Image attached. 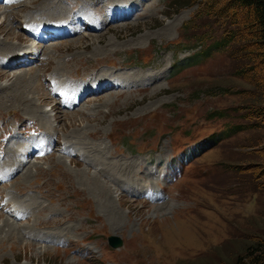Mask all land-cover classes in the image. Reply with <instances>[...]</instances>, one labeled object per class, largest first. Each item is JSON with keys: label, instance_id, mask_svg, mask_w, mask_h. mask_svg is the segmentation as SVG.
Returning <instances> with one entry per match:
<instances>
[{"label": "rangeland", "instance_id": "374dc122", "mask_svg": "<svg viewBox=\"0 0 264 264\" xmlns=\"http://www.w3.org/2000/svg\"><path fill=\"white\" fill-rule=\"evenodd\" d=\"M121 1L0 0V25L7 16L9 24L3 28L20 35L15 40L0 32V52L7 49L0 53V87L14 74L38 73L43 97L52 92L43 107L52 114L59 83L50 75L60 65L66 75L76 77L61 76L68 79L67 94L80 75L92 78L112 64L117 68L111 69L125 72L164 70L160 84L144 91L85 92L87 99L72 123L62 118L74 108L67 101L62 107L66 111L55 121L60 134L51 137L53 146L47 152L41 149L47 142L41 134L46 128L21 112H27L23 107L31 98L24 102L2 95L0 159L6 158L13 142L24 146L17 160L9 161L12 166L0 168V239L6 233L2 223L7 215L22 228L35 229L32 238L18 234L6 245L0 241V264H237L241 251L264 234V64L247 41L244 10L228 0H131L132 6L116 16L119 11L113 3ZM61 4L76 19L80 14L74 35L67 21L70 30L51 25L66 15L43 11ZM89 4L93 7L88 10ZM101 16L107 23L98 28ZM169 23H175L172 34H159ZM33 34L37 41L48 34L56 36L33 48L30 60H21L23 53L16 54L14 47L31 43ZM89 35H99V44L63 47ZM10 55L21 63L8 60ZM137 123L144 127L137 130ZM74 132L80 135V147L65 149L64 137ZM31 139L39 143L25 167L18 169L17 161L26 158ZM85 140L95 153L103 145L110 158L136 161L135 173L143 178L139 183H119L113 176L108 185L114 197L120 194L114 202L120 219L110 222L100 212L97 199L102 198L89 194L92 180L82 184L84 172L89 177L97 172L88 169ZM32 164L43 167L26 180L24 170ZM18 194V205L35 199L42 208H25L24 216L10 213L18 206L3 205ZM58 229L65 230L63 237L37 235ZM112 235L123 243L111 245ZM42 245L51 250L42 253Z\"/></svg>", "mask_w": 264, "mask_h": 264}, {"label": "bare ground", "instance_id": "6f19581e", "mask_svg": "<svg viewBox=\"0 0 264 264\" xmlns=\"http://www.w3.org/2000/svg\"><path fill=\"white\" fill-rule=\"evenodd\" d=\"M132 3H133V1H131V0H124V1H121V2H114L113 3V5H115L114 7H117V11H119V12H115V13H118V14H116V16L117 15H121L125 11L123 8L124 7H128V5L132 6ZM92 7L93 6L91 4H89L88 6H86V9L89 10ZM43 9H44L43 11H44L45 14L46 13H48V14H56L57 16L66 15V17H67L66 19H64V20L61 19V20L55 22V23H58V24H51V25H54V26L59 25V27H64L65 26L67 29H69L68 24L65 23V21H67L69 24H71L70 25V29L72 30V32H71L72 35H74L78 31L77 28H76L77 26H75V25L76 24L79 25V23L81 21L80 20L81 17H80L79 13H77L78 14V18L76 19L73 14H71V13L66 11V8L62 4L57 6V7H54V5L53 6H49V7H44ZM86 9H84V10H86ZM2 14H3V12H2ZM86 14H88V13L84 12V15H86ZM111 15H112V13H111ZM111 15H110V18H111ZM29 16L30 15H28V17ZM32 17L34 18L33 14H32ZM72 19H73V21H72ZM38 20H40V18H36L35 19L36 23H38L40 26H42L39 22H37ZM118 20H120V19H118ZM36 23L34 24L33 27H35ZM106 23H107V21L105 20V17L101 16V18H99V20H98V23H96V24H97L98 28H101V27L105 26ZM8 24H9V19H8L7 16H5L4 20L2 21V23L0 25V32L7 34L9 36V39L10 38H14L15 40H20V35L17 34L18 36H16L12 31H9L10 29L7 30L8 27L7 28H3V25H7L8 26ZM174 26H175V23H169L165 27V29H163L162 31L160 30L158 32H159V34H161L163 36L171 35L172 34V29H174ZM33 27L31 29H33ZM48 28H46V29H48ZM43 29H45V27ZM48 30H50V29H48ZM68 34H69V32L67 33V35ZM64 35H66V34H64ZM52 36H56V35H49L48 34L46 37L42 36L43 38L40 41H37V38H38L37 35L33 34V36H32L33 39L31 40V43L27 42L26 44L23 43V44L20 45V43L16 42V45H20L19 46L20 48L19 47H14L15 48L14 49L15 53L16 54H17V52L18 53H23L22 57L20 56L21 57L20 59L21 60L22 59L23 60L26 59V61H28V60L31 59L30 55L33 52V48H37V47L39 48L41 46L40 43L45 44L47 42H50L48 40H50ZM100 40L101 39L99 38V35H96V36L89 35V36H86V39H84L83 37L82 38L81 37L80 38H76V40H73V42H71V43H66L63 47H65V48L67 47L68 48V47H73V46L74 47L85 46L87 44H96V43L99 44L98 42ZM140 40L142 41L143 39L139 38L138 41H140ZM111 42L112 41H110L108 44H112ZM16 45H14V46H16ZM22 45H24V46H22ZM61 46H57L56 45V47H58V48H61ZM53 47H55V45ZM111 49L114 50L116 48H111ZM111 49H109V50H111ZM2 50L4 51V52L3 51L0 52L2 54L7 51V49H2ZM149 51L150 50H141L140 52H142L143 54L148 55V53H150ZM12 54H14V52ZM8 57H12L11 59H8L10 61L11 60L13 61V59L17 60V59H15V55L7 56V58ZM21 60H17V63L20 64ZM17 63L15 65H17ZM58 63H59V61H58ZM109 66L110 67H108V68H110V69L104 70V68H103L101 71H98L97 74L94 77H92V78H89L87 74H83L82 76L80 75V80L73 81V82L70 81L71 84L69 85L70 88H69V91H68L69 95H68V99L67 100L70 101L69 103L74 108L71 109V110H68V112H66L65 116L62 117V118H66V120H69V121L71 120V123L74 122L73 120L77 117L76 114H78L80 112V109H79L80 106L83 104L84 100L87 99V97H84L85 92L86 93H92L93 95H99L100 93L106 94V93H112V92H116V94H118V93H123L125 90L129 91L131 89H133V90L138 89L140 91H144V90L150 89L152 87H157V85L160 84V79H162L164 77V70L163 69H161L160 71L153 70V69L152 70H150V69L149 70H141V69L134 70V69H132V70H128V71L125 72V71H121V70H113V69H111V68H117V67H114V66H116L115 64H112V65H109ZM142 67H144V66H142ZM102 72H105L106 74H103ZM27 74L26 73H24V74L20 73V74H14L13 76H11V77L9 76L8 77L7 80L9 82L5 83V84L3 83L2 87H0L1 88V90H0V102L4 103L3 101L5 100V98H2V95H5L6 98H8V97H10L11 99L14 98L15 100H16V98H20L24 102L26 101V99L31 98L30 102L28 104L24 105V107L22 106L27 111L26 113H24L20 107H18V108L21 109V112L23 114H26L31 121L35 122V121L39 120L40 121V125L38 126L39 128H41V129L43 127L46 128L44 133H41V134H43V136L46 138L47 142L46 143L42 142L43 144L41 143L42 144L41 149L45 150V148H46V152H47L49 150V148L53 146V142L51 141V137L54 134H56V135L60 134V132H57V130L55 129V126H57V124L55 125V121L59 120L60 116L58 117V115L61 114V112L66 111L62 107H63V104H65L67 101H64L63 99H59L60 96L58 95V99H57L56 103L50 109L53 112V114L51 112H49V110L44 109L43 107L46 104L47 100L50 98L49 95L52 92H50V91L47 92L48 95H45V97H46V101H45V97H43V95H42L43 92H44L43 91L44 87L40 88V85L38 84V79L41 78V76H40L41 74H39L40 77H38V78H37V74L38 73L34 74L33 75L34 77L32 75H27ZM66 74L67 73H65V69L60 65L59 67H57V68H55L53 70V73L50 75L51 76V80L56 79L57 80L56 84L59 83L60 86L65 87V86H67L66 85V80H68L66 78H70V79L75 78L76 79V77H73V75H71V74L66 75ZM61 76L62 77H66L65 80L63 79L64 81L61 80L62 79ZM77 76H79V75H77ZM106 82H108V83L106 84ZM101 88H104L105 90L102 89V92H100ZM33 94H37V96L34 97ZM91 97H92V95H89L88 99H90ZM40 99L43 102H40L39 101ZM22 101H21V103H23ZM65 107H66V105H65ZM30 110H32V111L28 112ZM127 122H129V121H127ZM81 124H83V123L81 122L79 125H81ZM142 124L143 123H137V130H140V128L144 127V125L141 126ZM24 125H25V122H24ZM119 128L121 130V125H119ZM18 131L19 130L15 131L14 133H17ZM14 135H17V134H14ZM110 135H108V136H110ZM64 140H65V142L67 144L66 146L64 145L65 149H67L71 145H76V146L80 147L81 139H80L79 133L74 132L72 135H70V136L68 135L67 137H64ZM85 142H86L85 147L87 148V150L85 151V154L87 156L86 160H87V165L89 167L88 169L91 170V168H92L93 170H97V172H95V174H92V177H89V174L84 172L83 173L84 175L82 177L84 182H82V184H85L87 181H91L92 180V182H93L92 187H90L88 190L90 192L89 194H91L92 196H93L94 193H96V195L98 194L97 195L98 197L102 198V200L100 198L97 199V201L100 202V204H97L98 207L100 208V212L101 213H106L107 214V218L110 217V220H109L110 222L114 221L113 219H120L121 215H120V212L117 211L118 207L114 205L116 203V201L121 198L120 194H115V197H114L113 196L114 195L113 191L111 190V188L108 185L113 183L112 182L113 176L116 177L117 182H119V183H123V182L126 183L127 181H130V180H132L133 182L136 180L139 183L143 178L139 179V177L141 178V176L138 175V172H137V175L135 173L136 172L135 171L136 161L135 160H130V161L128 160L127 161L126 158H124L122 160L121 159L110 158L108 156V150L106 151L105 148H104L105 146H103V145H102L103 148L101 147L100 149H98L99 151L97 153H95L93 151V149L91 148L90 143H88L86 140H85ZM37 143H39L37 141V139H31L30 140V146L26 149V152L24 153V155H27L26 158H22V159H20V161L19 160L17 161L18 162L17 164L19 165L18 169H20L21 167H25V163L28 161L29 156L33 153V150H34V148H35ZM92 143H94V142H92ZM23 146L24 145L22 143L16 141V142H13L10 147H7L8 151L5 154L6 158L4 160L0 159V163H1L0 164V168H4L6 166H9V167L12 166V163H10L9 161H12V160L16 161L17 160V156H18L17 153L20 152L19 155H21L23 153V151H22V147ZM106 147H108V145H106ZM71 149H73V148L71 147ZM68 153H69V151H68ZM106 153H107V155H106ZM44 158H45V156H44ZM95 165H99V167H96ZM42 167L43 166L38 165V164L30 165V167H28L27 170H24V179L26 178V180H27L28 177L30 175H32L33 173H38L39 169L42 168ZM2 171H4V169ZM4 177L5 176H3V178ZM101 177L104 178V179H102ZM90 178H92V179H90ZM5 191L4 190L1 191L2 200H3V198H5V195H6ZM19 196L20 195L18 194L17 198H15V197L12 198V202L8 201L7 198H6L7 202L3 205L4 207H7V206L11 207L12 204H14V207L18 206L16 209L10 211V213H12V214H14L16 216H24L25 214L28 213V211L25 208H29L30 206H35V209L42 208V205L39 204L38 202H36L35 199H32V201L30 200V202H26L28 204H23L22 203L21 205H18L17 202H19V199H20ZM94 199L96 200V196L94 197ZM1 206H2V204L0 203V207ZM7 216H8V218L5 219V221H3V223H2V225H4L2 227V229L6 232V233L4 232L5 234L2 235V237L0 239L2 245L5 244L7 242V240H10V241L13 240L14 241L15 236L18 235V234L21 237H25V238L30 237V238H32L31 233L35 229V227L31 228L30 226L29 227L26 226V227L22 228L21 224H19L14 218H12L9 215H7ZM40 218H42V216L33 219V224L36 223L37 220L40 219ZM64 234H65V230L64 229H58V231H55L54 233H49V230H44V232H41V231L37 232L38 236L47 235L46 238H48V239H50V238H52L54 236L55 237H57V236L63 237ZM48 239H47V241H49ZM30 243H32V242H30ZM33 243H35V242H33ZM35 244H37V243H35ZM39 247L42 249L41 252L42 253L44 252V254H45V252H48V251L51 250L49 247H44V245L39 246Z\"/></svg>", "mask_w": 264, "mask_h": 264}, {"label": "trees", "instance_id": "16d2710c", "mask_svg": "<svg viewBox=\"0 0 264 264\" xmlns=\"http://www.w3.org/2000/svg\"><path fill=\"white\" fill-rule=\"evenodd\" d=\"M228 2L244 10L243 27L246 29L247 41L255 47L258 57L264 64V0H228ZM257 186L255 184L254 188ZM257 202H261L259 197ZM256 237L257 241L241 251L243 255L238 256L237 264H264V234Z\"/></svg>", "mask_w": 264, "mask_h": 264}, {"label": "water", "instance_id": "95a60500", "mask_svg": "<svg viewBox=\"0 0 264 264\" xmlns=\"http://www.w3.org/2000/svg\"><path fill=\"white\" fill-rule=\"evenodd\" d=\"M109 241H110L111 245H113L114 247H117L123 243L121 237H119L117 235H112L110 237Z\"/></svg>", "mask_w": 264, "mask_h": 264}]
</instances>
